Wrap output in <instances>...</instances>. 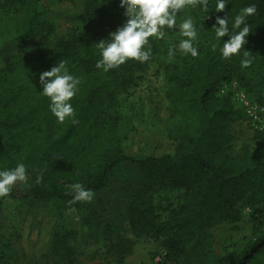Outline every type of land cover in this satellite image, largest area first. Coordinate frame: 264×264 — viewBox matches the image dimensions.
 <instances>
[{
	"label": "trees",
	"instance_id": "obj_1",
	"mask_svg": "<svg viewBox=\"0 0 264 264\" xmlns=\"http://www.w3.org/2000/svg\"><path fill=\"white\" fill-rule=\"evenodd\" d=\"M45 1L21 0L23 15L19 21L9 24L0 20L3 50L14 42L37 41L40 34L52 29L42 22ZM216 3L217 0H209L206 12L199 5L189 6V16L202 21L201 39L194 42L199 55L181 56L177 51L176 61L165 67L166 98L171 118L177 122L170 136L176 142L173 154L127 156L118 143L119 119L100 117L99 106L105 92L112 88L108 95L113 96L117 89L126 88L134 82V71L143 67L135 60L107 72L96 67L102 58L95 51L96 43L107 34L102 25L104 6L113 7L116 23L124 25L128 19L120 0L87 1L81 21L85 26L99 27L104 32L99 38L83 33L57 44L60 61L65 62L69 74L81 80L72 105L78 124L74 125L71 118L58 122L50 110V99L42 94L41 84H36L40 91L30 90L26 99L32 102L29 105L21 100L20 87L0 84V171L25 164L29 175L25 200L69 204L74 197L72 184L80 183L98 194L108 187L121 166L132 165L152 186L184 192V203L163 221L149 196L136 195L126 206L131 229L161 241L164 255L156 264H201L207 241L214 232L222 226L241 230L243 206L259 208L252 235H260L251 246L254 253L240 264H250L258 253L264 252V132L255 149L250 151L244 146L241 153L234 154L231 127L235 111L229 99L219 94L222 83L237 82L264 106V0H225L227 5L222 12L215 11ZM253 4L257 12L246 18L250 33L244 49L252 53L254 60L244 68L243 50L231 59L222 57L220 49L230 37L218 40L213 26L217 16L227 15L230 33L238 32L240 29L232 27L236 15ZM150 43L154 53L160 52L161 45L168 53L170 44H179L175 40L153 39ZM53 62L55 59L26 57L19 67L9 62L4 71L13 81L26 75L39 82L40 74L51 70ZM40 176L42 180L37 183ZM47 252L63 264L76 262L66 235L56 227L51 231Z\"/></svg>",
	"mask_w": 264,
	"mask_h": 264
},
{
	"label": "rangeland",
	"instance_id": "obj_2",
	"mask_svg": "<svg viewBox=\"0 0 264 264\" xmlns=\"http://www.w3.org/2000/svg\"><path fill=\"white\" fill-rule=\"evenodd\" d=\"M20 1L0 0V20L3 18L9 24L19 21L23 15ZM87 1L46 0L42 5V22L52 29L40 34L37 41L30 40L24 44L14 42L4 50L0 47L1 86L11 84L17 89L20 87V98L27 102L30 90H41L36 85L40 82L26 75L18 76L13 81L12 76L4 71L9 62L19 67L26 57H44L47 61L55 59L58 64L60 57L56 48L59 41L70 40L83 33L90 37L98 35L99 38L105 31L107 34L101 40H107L106 36L109 38L110 33L123 26L120 21L116 23L115 10L109 5L104 6V32L95 25L85 26L81 17ZM189 12L190 7H186L178 13V25L191 18ZM191 19L199 40L202 21ZM164 31L165 37L160 40L180 42L186 39L180 35L178 28H165ZM37 42L41 43L39 47L35 46ZM159 49L158 53L152 51L149 61H137L143 67L134 71L133 83L124 89H117L113 96L108 95L113 89L107 90L99 106L101 118L119 119L116 129L118 143L124 153L132 158L161 157L173 154L176 148V142L170 136L177 122L171 118L165 80L166 65L176 60L169 59L163 45ZM95 51L100 55L101 50L97 46ZM55 62L50 68L56 66ZM181 65L184 66V63L181 62ZM219 94L229 99L235 111V122L231 127L233 153H241L244 146L252 151L264 132V128L261 131L262 126L256 125L246 114L249 106L258 105L257 97L241 88L237 82L222 83ZM76 97L77 94L70 101L72 105ZM27 183L17 182L12 194L0 198V264H63L47 252L50 234L55 227L66 235L75 254V264H156L164 255L161 241L135 233L131 229L126 206L136 195L149 196L163 221L184 203L182 190L152 186L132 165L121 166L112 176L108 187L95 194L91 203L76 202L70 205L25 200L23 196ZM70 207H74L76 212L68 214ZM241 218L240 231L233 230V226H222L212 234L201 264H240L251 257L255 251L251 246L260 235H252L253 224L259 218V208L243 206ZM250 264H264L263 250Z\"/></svg>",
	"mask_w": 264,
	"mask_h": 264
},
{
	"label": "clouds",
	"instance_id": "obj_3",
	"mask_svg": "<svg viewBox=\"0 0 264 264\" xmlns=\"http://www.w3.org/2000/svg\"><path fill=\"white\" fill-rule=\"evenodd\" d=\"M198 5L202 11L206 12L209 0H120V7L125 9L124 15L128 19L122 27L109 34L108 40H100L96 43V46L101 50L102 57L97 61L96 67L107 72L119 68L129 60L140 63L149 61L152 56L150 38L163 39L165 28L169 30L178 28L180 35L186 37V39L180 40L178 46L176 44L169 45L168 57L170 60L174 58L177 51L183 55L191 54L192 57H197L199 52L194 46V42L198 39V33L194 27L193 19L187 18L178 25L177 15L186 7L195 8ZM226 5L225 0H217L215 11H224ZM256 12L257 6L253 4L243 8L236 15L232 27L240 29L238 32L230 33L227 15L224 18L217 16L216 25L218 26H213L218 40L225 36L230 37L220 49L222 57L231 59L243 50L241 66L244 68L250 67L254 60L252 53L244 49V45L247 43L246 37L250 33L246 18ZM213 47L215 48V45ZM39 82L43 87L42 94L50 99V110L58 122L64 123L66 118H71L74 125L78 124L79 121L75 118V109L70 101L79 91L80 78L69 74L65 62L61 60L51 70L42 72ZM27 180V168L23 163H19L13 169L0 171V198L9 196L17 182L27 183ZM41 180L42 176L37 177V183ZM70 187L74 193L73 199L69 201L70 205L76 202L91 203L94 199L95 193L91 189H85L82 184L74 183ZM75 212L74 207L68 209V214Z\"/></svg>",
	"mask_w": 264,
	"mask_h": 264
},
{
	"label": "built area",
	"instance_id": "obj_4",
	"mask_svg": "<svg viewBox=\"0 0 264 264\" xmlns=\"http://www.w3.org/2000/svg\"><path fill=\"white\" fill-rule=\"evenodd\" d=\"M261 109H264V106H261L259 104L249 106L246 110V114L252 122H254L256 125L258 124V126H262V131L264 128V111H261Z\"/></svg>",
	"mask_w": 264,
	"mask_h": 264
}]
</instances>
